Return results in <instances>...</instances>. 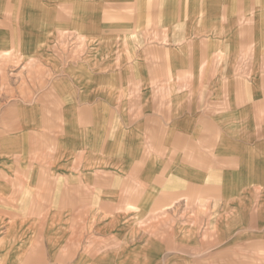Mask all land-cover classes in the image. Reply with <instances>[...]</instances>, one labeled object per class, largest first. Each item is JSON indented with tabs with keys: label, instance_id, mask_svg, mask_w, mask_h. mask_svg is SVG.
Here are the masks:
<instances>
[{
	"label": "crops",
	"instance_id": "1",
	"mask_svg": "<svg viewBox=\"0 0 264 264\" xmlns=\"http://www.w3.org/2000/svg\"><path fill=\"white\" fill-rule=\"evenodd\" d=\"M0 264H264V0H0Z\"/></svg>",
	"mask_w": 264,
	"mask_h": 264
},
{
	"label": "bare ground",
	"instance_id": "2",
	"mask_svg": "<svg viewBox=\"0 0 264 264\" xmlns=\"http://www.w3.org/2000/svg\"><path fill=\"white\" fill-rule=\"evenodd\" d=\"M253 253V252H252ZM203 255V254H202Z\"/></svg>",
	"mask_w": 264,
	"mask_h": 264
}]
</instances>
